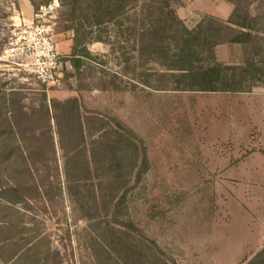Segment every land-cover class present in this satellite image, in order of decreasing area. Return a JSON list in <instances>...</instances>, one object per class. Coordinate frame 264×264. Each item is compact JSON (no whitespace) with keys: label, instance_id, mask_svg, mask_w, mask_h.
<instances>
[{"label":"rangeland","instance_id":"1","mask_svg":"<svg viewBox=\"0 0 264 264\" xmlns=\"http://www.w3.org/2000/svg\"><path fill=\"white\" fill-rule=\"evenodd\" d=\"M174 1L176 9L184 5ZM249 2L261 29L258 60L264 66V0H242V8ZM135 10L130 6L122 19L97 24L83 3L73 9L61 0H0V264H98L100 246L87 215L97 212V201L105 216L99 180L108 165L100 158L87 173L81 163L82 179L71 187L67 170H79L68 164L74 107L91 123H114L129 134L119 146L122 166L116 165L129 172L119 184L132 188L123 215L135 225L128 242L148 254L153 247L172 264H234L233 246L247 220L242 190L224 175L231 145L210 138L216 125L209 109L217 95L173 89L167 65L176 56L174 43L167 61L152 59L139 45L141 21L127 28ZM209 16L195 14L192 21L179 15L190 29ZM33 21L50 27L60 54L50 82L31 73L32 59L14 60L5 52L10 42L26 39ZM78 27L90 56L75 67ZM231 53L227 64H243L240 44ZM199 58L207 63L209 53ZM256 84L262 86L264 76ZM52 99L76 102L65 112L53 109Z\"/></svg>","mask_w":264,"mask_h":264},{"label":"trees","instance_id":"2","mask_svg":"<svg viewBox=\"0 0 264 264\" xmlns=\"http://www.w3.org/2000/svg\"><path fill=\"white\" fill-rule=\"evenodd\" d=\"M61 1H69L73 9L82 3L85 4L87 13L97 24L103 23L106 17L114 16L120 20L127 8L133 6L136 9L135 18L130 21L127 28L135 30L138 22L141 21L143 27L139 32L141 36L139 45L142 50H147L156 62H165L169 59L168 45L174 43L176 56L167 67L173 71L170 75L176 84L173 88L175 90L251 92L255 86H258L256 84L258 76H264V66L258 60L261 53L259 45V40L262 38L259 34L261 29L257 27L256 16L251 13V2L248 3L247 9H243L242 0H230L235 7L229 19L209 16L206 24L203 20L197 27L190 29L179 17L174 0ZM80 36V27H78L75 36L76 56L72 58L75 67L81 66L83 59L90 56L87 44ZM97 39L104 41L101 36ZM221 43L230 46L240 44L244 53L243 64L235 62L227 64L220 61L215 47ZM204 50L209 53V62L199 64V56ZM73 102H76L75 99L70 101L52 99L51 107L67 112L69 104ZM74 110L76 121L68 134V142L72 147L68 164L78 168L83 163L86 166L84 168L88 169L87 173L91 169L89 167L91 162L96 163L100 158L108 165L107 172L99 180L105 216L101 215V206L97 201V212L87 215L95 233L93 239L100 246V250L95 252L98 264H108L109 260H114L116 264H172L163 252L149 246L148 254L144 252L142 245L127 241L130 236L129 229L135 227L132 222H125L123 219L128 207L126 196L132 188L119 184V180H125L129 172L121 169L122 158L118 154L120 144L129 140L128 132L114 123L107 125L97 124L94 121L91 123V118H82L78 107H74ZM87 137H89L90 153L87 151ZM118 162L121 164L119 168L116 167ZM143 163L145 165L148 163L146 156ZM78 169L73 172L67 170L71 187L82 179L79 177V174L83 173L82 169L80 167ZM145 169L146 166L143 171ZM125 244L127 245L124 246ZM35 246L37 247L38 243ZM118 255L121 257L120 263ZM242 264H264V247Z\"/></svg>","mask_w":264,"mask_h":264},{"label":"crops","instance_id":"3","mask_svg":"<svg viewBox=\"0 0 264 264\" xmlns=\"http://www.w3.org/2000/svg\"><path fill=\"white\" fill-rule=\"evenodd\" d=\"M183 1L184 5L177 8L183 20L193 21L195 14L227 20L235 7L230 0ZM235 45L218 44V59L231 62ZM212 94L217 97L209 105V113L216 128L210 138L220 145H231L230 160L224 158V175L242 190L241 213L247 224L232 256L234 264H242L264 247V86L251 92Z\"/></svg>","mask_w":264,"mask_h":264},{"label":"built area","instance_id":"4","mask_svg":"<svg viewBox=\"0 0 264 264\" xmlns=\"http://www.w3.org/2000/svg\"><path fill=\"white\" fill-rule=\"evenodd\" d=\"M29 27V30H25L28 33L26 39L18 38L10 42L5 50L6 55L14 60L32 59L28 63L31 65V73L44 82L53 81L60 63V54L48 36L50 27L44 23L35 24V21Z\"/></svg>","mask_w":264,"mask_h":264}]
</instances>
